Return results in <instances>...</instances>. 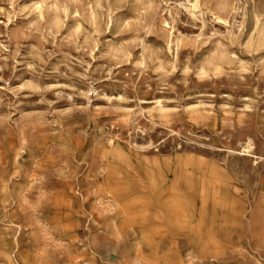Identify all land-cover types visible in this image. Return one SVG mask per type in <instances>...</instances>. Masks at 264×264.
<instances>
[{
    "label": "rangeland",
    "instance_id": "374dc122",
    "mask_svg": "<svg viewBox=\"0 0 264 264\" xmlns=\"http://www.w3.org/2000/svg\"><path fill=\"white\" fill-rule=\"evenodd\" d=\"M0 264H264V0H0Z\"/></svg>",
    "mask_w": 264,
    "mask_h": 264
}]
</instances>
